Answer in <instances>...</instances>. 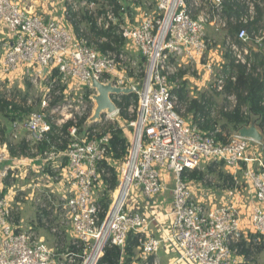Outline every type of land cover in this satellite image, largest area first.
Segmentation results:
<instances>
[{"label": "built area", "instance_id": "1", "mask_svg": "<svg viewBox=\"0 0 264 264\" xmlns=\"http://www.w3.org/2000/svg\"><path fill=\"white\" fill-rule=\"evenodd\" d=\"M36 1L41 2L0 0V25L5 31L0 55L1 100L10 102L4 113L10 119L12 140L16 141L18 131L24 129L28 135L26 143L31 148L36 150V145L43 141L49 144L41 158L43 164H48L50 174L29 188L41 228L60 235V229L51 225L52 219L59 215L61 223L69 229L72 242L70 248L61 251L59 242H48L32 226L11 222V199L8 194L1 195V182L16 165L3 164L8 160L3 147L0 264H99L105 247L122 249L130 232L139 235L131 264H161L159 253L163 248L172 252L167 264H239L240 210L234 202L224 200L219 205L206 206L194 196L192 181L186 182L182 174L201 170L206 162L221 163L233 172L241 171L254 194L244 227L248 225L247 229L256 236L264 235V161L249 151L250 145L259 146L261 141L242 136L240 130L245 127L224 136L217 127L212 132H203L190 120L183 119L176 109L178 99L171 94L178 84L171 79H176L183 63L197 64L204 58L210 44L208 27L214 32H226L230 24L252 22L256 16L255 2L261 0H231L244 8L237 19L223 14L225 0H154L152 6L143 1L130 8L117 1V10L109 5L100 15L92 14L93 2L83 0L80 5L94 17L98 30H110L124 40L120 49L105 51L89 41L85 30L80 29L76 36L66 21L54 16L43 18L32 10ZM263 38L261 29L249 34L242 27L236 33V41L226 36L225 46L235 63L249 67L251 51H257ZM105 40L100 38L99 42ZM250 43L252 46L247 48ZM128 47H134L143 60L142 82L126 84L125 65L131 62L126 54ZM54 70L56 76L51 78ZM17 73L25 76L34 88L43 78L48 79V88L64 86L57 92L63 96L62 105L50 107L52 96L45 94L39 111L24 113L14 109L12 103L16 102L9 84ZM92 81L130 88V94L137 96L136 104L127 107L129 117L133 118L123 121L122 130L131 129L134 134L119 163L108 154L110 132L115 127L97 132L95 126L86 129L77 126L80 119H84L83 124L91 121L96 125L101 123L102 114L104 119L119 114V108L112 102L115 106L112 113L103 111L97 119H92L84 96L74 93V86L79 85L94 90ZM223 85L224 76H219L214 87L220 92ZM71 94L76 97L73 110L68 100ZM93 96L89 97L92 101ZM228 99L234 107V96ZM52 115L61 118L54 120ZM68 122L71 126L63 131ZM218 133L226 138L225 142L217 140ZM51 136L55 137L53 143L49 142ZM60 146L64 149L59 150ZM105 162L115 169L118 184L108 193L111 203L101 217L100 199L106 190L101 179ZM253 163L257 168L251 167ZM166 179L171 180L170 188ZM166 190L170 191L171 203L163 211H157L161 203L150 202L157 201ZM143 205L154 207L142 209ZM155 228L158 230L153 233Z\"/></svg>", "mask_w": 264, "mask_h": 264}, {"label": "rangeland", "instance_id": "2", "mask_svg": "<svg viewBox=\"0 0 264 264\" xmlns=\"http://www.w3.org/2000/svg\"><path fill=\"white\" fill-rule=\"evenodd\" d=\"M44 1V0H43ZM46 1V0H45ZM83 0H59V6L54 5L52 8L47 6V9L51 11L53 9L54 17L61 20V22L66 21L68 25L71 27L73 31V24L76 23L80 29L85 30L87 32V37L89 41L96 46H98L99 41H97L96 36L93 33L89 32V28L87 25V22L85 20V17L88 16L87 11L83 6L80 5V2ZM86 2H93L94 6L91 9L92 14L100 15L106 7L111 5V0H84ZM120 5L123 7L130 8V5H137L140 4L143 1H146L151 4V6L154 4V0H117ZM54 2H57V0H54ZM70 4H74L75 7L71 8ZM55 7V8H54ZM59 7V8H56ZM63 8V10H62ZM64 10H67V15H65L63 12ZM44 15V14H42ZM46 16V15H44ZM43 18H46L44 17ZM133 18V14L131 16ZM207 37L210 40V44L208 45V51L204 55V58L202 60H199L197 64H193L190 62H185L182 65V68L179 69L176 79L172 78L171 82H177L178 86H182L184 83L186 85V89L188 90V97L192 98L193 96H200L202 94L205 95L206 98H211L212 102V111L213 114L211 115L213 118L219 117V112L221 110H231L233 106L230 99L228 97H225L224 95H218V91L215 89L214 84L216 80L221 76V68L224 64L223 54L224 51H227L225 46V38H226V32H214L210 27L207 28L206 31ZM1 41H0V55L3 54V43L2 38H5V31H2L0 35ZM251 43L247 46L251 47ZM129 50L126 51V54L131 62L126 63V70H125V77L127 78L126 84L132 83V82H142L144 77V64L140 60V57L138 56V53L135 52L136 50L134 47H128ZM264 50V46H263ZM208 66V68H207ZM182 73V74H181ZM181 74V75H180ZM216 76V77H215ZM21 86L24 85L25 80H21ZM0 84L1 79H0ZM49 81L46 78H43L41 80L40 84L37 86V88H34L33 86H23L22 88L19 87V84H14V87L11 89V97L13 98V102L19 103L23 105L26 101V99L32 100V107L22 109L24 113H27V110H33L34 112L40 110V100L43 95L49 94L52 96V101L50 103V107L59 105L61 106L63 103V96L59 95L57 92L58 90L61 91L64 89V86H57L56 88H48ZM82 85L74 86V93L75 94H82L84 96V104L87 106L90 116L93 114L94 111V102L89 99L93 94L96 95L95 90H90L86 87H83ZM5 88H3L4 90ZM212 89H215L217 93L212 92ZM53 91V92H52ZM55 91V93H54ZM1 92V87H0ZM221 92V91H220ZM121 94L119 95H111L110 99L112 102L115 100L117 102L121 101ZM69 104L72 106V110L76 106V102L73 100H76V97L71 94V96L68 98ZM185 101H181L177 104V111L181 115L183 119L186 121H189L190 117L187 115L186 112V105L184 103ZM25 107V106H24ZM128 113V112H127ZM130 114V113H128ZM48 115V112H47ZM105 115H101V123H97L94 125L90 122H85L80 126L82 129H86L90 126H95L96 131H103L107 128L112 127H119L121 129H124V122L122 119L116 116H112L111 118L104 119ZM54 120L60 119L58 115H52L51 116ZM6 118V115L4 114V110L1 108L0 110V122L4 121ZM90 118V117H89ZM7 122V121H6ZM5 122V123H6ZM223 124L222 121L219 120L218 122V129H221V125ZM251 125V124H250ZM124 134H128L131 136L130 142L132 141L133 134L132 130L126 129L123 131ZM23 135L26 133L21 132ZM222 133L224 136H229L232 134V130L230 128H227L226 130H222ZM22 142H25L23 140L21 141H14L11 139L10 135H7L4 133V131L0 130V147L1 143H3V146L5 149L9 150L10 147L13 148V151L15 152L14 155H10L11 159H18L19 158H27L31 159L34 158V154L31 152V150H35V148H31L26 142V145H24ZM260 149V148H259ZM249 151L252 155H256L259 153L258 148L254 145L249 146ZM261 151V149H260ZM263 151V150H262ZM34 152V151H33ZM262 155L264 156V151L262 152ZM40 161V160H37ZM36 162V161H34ZM211 162H206L201 166V170L205 172V177L203 181H192L191 184V190L197 198H200L203 200V204L206 206H209L210 204L214 203L216 205H219L224 201H227L228 193H233L235 195H238L239 198H241V207H243V210H245V213L248 211V205L253 201L254 194L252 190L250 189V186L246 183V181L241 178L240 172H238L235 175V180L233 183L231 181H226L225 183L222 180L218 179V173L224 172L228 174V169L224 168L223 166L215 165L213 166V172H206L205 167L207 165H210ZM16 165V164H15ZM23 165H20L16 168H13V171L11 172L10 176L1 182L2 184V193L1 195H7L10 197V208H11V222L15 225H18V222L22 220V223L26 226H32L33 229L41 233V236L44 237L45 240H48V242H59L60 245L63 247L61 249L64 250V248H70V244L72 242L71 235L69 232V229L67 225H63L62 217L57 215L54 217L51 221L52 226H57L61 234L60 235H53L47 228H40L43 226L41 222L39 221V214L36 212L35 205L33 203V192H31L29 186L30 185H36L38 183H41V180L45 178L46 175L50 174V169L48 167L47 163H44L43 170H39L37 173L33 174L31 170H28L27 172L24 171ZM198 190H202L199 191ZM99 194V190H98ZM103 195V194H102ZM105 195V194H104ZM102 196V198L104 197ZM200 195V196H199ZM210 195H212L210 197ZM202 197V198H201ZM105 198V197H104ZM162 197L158 198L157 201L150 202L151 204L154 203L157 205L159 201H161V207L156 208L157 211H163L164 210V204H169L170 197H165L164 199H161ZM130 201V198L127 199L126 203L128 204ZM149 203V204H150ZM154 206L151 205L147 209H152ZM240 210V209H239ZM246 214H243V217ZM69 234H68V233ZM251 233V232H250ZM250 240L248 242H245L246 246L242 247L244 250H247V264H264L263 261H258V259L262 258V251L264 250V240L261 236H256L253 233L249 234ZM258 238V240H256ZM240 242H243V239L240 240ZM244 244V243H243ZM238 252H240V249H237ZM163 256V254L161 253ZM160 256L161 264H166Z\"/></svg>", "mask_w": 264, "mask_h": 264}, {"label": "trees", "instance_id": "3", "mask_svg": "<svg viewBox=\"0 0 264 264\" xmlns=\"http://www.w3.org/2000/svg\"><path fill=\"white\" fill-rule=\"evenodd\" d=\"M110 3L111 5H114L115 10L119 8L117 0H111ZM243 12L244 8L240 6L239 3L231 0L224 1L223 14L227 18L233 16L237 19ZM255 12V19L246 25L238 23L230 24L226 30V35L229 36L233 41H236V33L242 27H244L249 34L258 32V30L260 29L264 32V0L255 2ZM85 20L87 22L89 32L93 33L96 36L97 41H99L100 38L106 39L105 41L99 42L98 44V47L101 51L116 49L118 50L122 47V45L124 44V40L118 35L112 34L110 30H98L94 22V17L92 15L86 16ZM73 33L76 36H79V27L76 23L73 24ZM251 42L253 43V41ZM263 46L264 38L261 42V46L257 48V51H251L252 61L249 67L244 64L235 63V59L232 57L228 49L226 48L227 51H224V64L221 68V76H224V85L221 92L217 93L215 90L216 88L212 89V92L217 93L218 95H224L225 97L234 96L235 105L231 110H221L219 112L218 118H213L211 116L212 102L210 100V97L206 98L204 94L194 98L188 97V90L185 88L186 85L184 83L181 87L178 86L171 89V94L177 97L178 103L181 101H185L184 103L186 105L187 115L191 117L190 121L196 124L201 131L208 133L214 131L216 127L218 128V122L220 120L223 122L220 129L221 132L222 130H226L227 128H230V130L234 132L242 127H247L251 124L255 126L264 137ZM140 60L143 63V60L141 58ZM55 76L56 70L53 71L51 78ZM27 86L29 87V85ZM1 98L2 94L0 92V110L1 108L4 110L6 105H8V103L10 102L2 101L3 99L1 100ZM136 101V94L122 95L121 101L119 102L114 100V104L117 108H119L118 117L123 121L133 118V116H131V118L129 117L127 113V107L131 104H136ZM12 106L14 107V109H18L21 111H23L22 109H24L20 104L12 103ZM27 111L30 112L33 110L29 109ZM83 121L84 119H80L77 126L80 127L83 124ZM69 126H71V122L65 124L62 130L65 131ZM54 128L55 127L53 126V129ZM90 130L91 128L89 129V131ZM216 137L220 142H225L226 140V138L223 137L221 133H218ZM130 139L131 136L129 135V133L124 134L122 129H119L118 127L112 129L110 132L108 150L109 158L115 163H119V161L122 160L126 154V149L130 145ZM54 141L55 137L51 136L49 142L53 143ZM22 143L26 145L25 142ZM48 145L49 144L47 143V141L40 142L36 145V150L38 151V153L42 154L48 149ZM58 149L63 150L64 147L60 146ZM8 152L10 155L15 154L12 147L9 148ZM262 159L264 161V156L262 157ZM65 161L66 160L63 159L64 164L66 163ZM215 165L223 166L221 163H211L210 165H207L205 167L206 172H213V166ZM103 167L105 169V173L102 175L101 179L106 185V190L104 191L105 198L103 197L100 199V205L102 209L101 217L104 216L109 204L111 203V198L108 193L113 191L118 184V180L115 175V169L107 165L106 162L103 163ZM182 176L186 182L203 181L205 172L200 170L185 171ZM217 176L218 179L222 180L224 183L227 180L233 183V181L235 180L232 175L226 174L224 172H219ZM138 238L139 235L130 232L127 235L125 245L122 249L116 246L105 247L103 256L100 259L99 264H131L138 247ZM243 246V242L237 244V249H240V252H238V254L245 253L244 249L242 248Z\"/></svg>", "mask_w": 264, "mask_h": 264}, {"label": "crops", "instance_id": "4", "mask_svg": "<svg viewBox=\"0 0 264 264\" xmlns=\"http://www.w3.org/2000/svg\"><path fill=\"white\" fill-rule=\"evenodd\" d=\"M41 2H38V1H36L35 2V4L33 5V7H32V9L33 10H35L39 15H41V16H44V15H46V16H44V17H46V18H48V17H51V16H54V14H53V9H51V11L50 10H48L47 9V6H49L50 8H52L54 5H56V6H59V0H57V2H54V0H40ZM55 8V7H54ZM56 8H59V7H56ZM42 14H44V15H42ZM2 28L3 27H1V25H0V35H1V32H2ZM4 40V38H2V41ZM0 41H1V38H0ZM22 79H24L25 80V82H24V85L23 86H27V85H29V87H31L32 85H31V83L28 81V79L25 77V76H20V74L19 73H17V75L15 76V78H14V80L13 81H11V84H9V86L11 87V89H12V87H14V84L16 83V84H19V87L20 88H22L23 86H21V80ZM5 90V89H4ZM1 93H3L2 92V90H1ZM194 97H197V96H193L192 98H194ZM17 104H19V103H17ZM21 105V104H20ZM25 106V107H24ZM22 107L24 108V109H26V108H31L32 107V100L31 99H26V101H25V103L22 105ZM212 115V114H211ZM190 117V116H189ZM190 119V118H189ZM7 121V122H6ZM6 122V123H5ZM1 123H2V130L1 131H4V133L5 134H7V135H10V119H8L7 117L5 118V120L4 121H1ZM250 126V125H249ZM255 127V126H254ZM256 128V127H255ZM256 130H257V132L262 136V134H261V132L256 128ZM21 132H25L26 133V135L24 134H22ZM28 139V135H27V132L24 130V129H20L19 131H18V138H17V140L16 141H21V140H23V141H25L26 142V140ZM263 140H264V137L262 136V140H261V142H260V145L259 146H257L256 144H255V146L258 148V151H259V153L257 154V156L258 155H260V158H262L263 157V155H262V152L264 151V144H263ZM3 143H1V147H0V151L3 149ZM261 149V151H260V149ZM263 150V151H262ZM7 151V150H6ZM34 151V152H33ZM31 152L35 155L34 156V158L32 157L31 159H27V158H19V160L18 159H11V157H10V154H9V152H8V160H6L3 164H13V163H15L16 165H17V167L18 166H20V165H23V166H25L24 167V171H26V170H31L32 172H33V174H35V173H37L39 170H42V168H43V161H42V158H41V154L40 153H38V151L37 150H31ZM251 154V153H250ZM252 155V154H251ZM254 156V155H253ZM256 156V155H255ZM37 160H40V161H37ZM34 161H36V162H34ZM3 164H1L0 163V166L1 165H3ZM251 167L252 168H257V165L255 164V163H253V164H251ZM238 172H240V174H242L241 173V171H238V170H234V172H233V170H228V174H230V175H232L233 177H234V175H236ZM241 178H242V175H241ZM234 179H235V177H234ZM166 180H168V184H169V187L168 188H170V182H171V180L170 179H166ZM42 181V180H41ZM199 191H202V190H198V192ZM253 192V191H252ZM170 197V191L169 190H166L163 194H162V198L161 199H164L165 197ZM200 196V195H199ZM202 198V197H201ZM240 201H241V198H239L238 197V195H235V194H231V193H228V197H227V202L229 203V202H234L235 203V205L238 207V209H240V214H241V229H242V232H241V239H243V243H244V248L245 247H247L246 246V244H245V242H248L250 239V236L251 235H249V234H251L250 233V231L247 229L248 228V225H246L247 227H244V225H245V223H246V221H247V218H248V213L246 214L245 213V210H243V207H241V203H240ZM159 203H161V201L159 202ZM170 203H171V197H170V199H169V204L167 205V204H164L163 206L166 208V207H168L169 205H170ZM253 203V202H252ZM162 204V203H161ZM161 204H159V206L158 207H161L162 205ZM142 209H147L146 207H145V205H143V206H140ZM164 208V209H165ZM243 214H246V216H244L243 217ZM21 221V223H22V220H20ZM19 221V222H20ZM41 228V227H40ZM157 230H158V228L156 229H154V230H152V232L153 233H156L157 232ZM262 239L264 240V236L262 237ZM48 241V240H47ZM245 251V253H241V254H239L238 255V261H239V264H247L248 263V261H247V250H244ZM161 253L163 254V256L161 255ZM160 255H161V258H162V260L164 261V262H166V264H167V262H168V259L171 257V254H172V252L170 251V249H168V248H163V250H161L160 251V253H159ZM160 257V256H159ZM260 257H262V258H260V259H258V261H263L264 262V250L262 251V256H260Z\"/></svg>", "mask_w": 264, "mask_h": 264}, {"label": "water", "instance_id": "5", "mask_svg": "<svg viewBox=\"0 0 264 264\" xmlns=\"http://www.w3.org/2000/svg\"><path fill=\"white\" fill-rule=\"evenodd\" d=\"M92 88L96 91V96H93L94 100L96 101V108L93 111L92 119H97L103 111L112 113L115 110V106L110 99L111 95H127L132 92L130 88L120 89L108 84L103 85L102 83L97 81H92ZM113 90H121V92L117 94H111L109 96V93ZM135 90H139V86H135ZM240 134L257 142L262 140V136L257 132L256 128L253 125L242 128L240 130Z\"/></svg>", "mask_w": 264, "mask_h": 264}, {"label": "bare ground", "instance_id": "6", "mask_svg": "<svg viewBox=\"0 0 264 264\" xmlns=\"http://www.w3.org/2000/svg\"><path fill=\"white\" fill-rule=\"evenodd\" d=\"M34 8V7H33ZM33 10V9H32ZM216 77V76H215ZM118 88V87H117ZM121 89V88H120ZM119 92H121V90H113L112 92H110L109 93V96L111 95V94H117V93H119ZM94 96H96V95H94ZM93 98V97H92ZM93 102H94V110H95V108H96V101L94 100V98H93Z\"/></svg>", "mask_w": 264, "mask_h": 264}, {"label": "clouds", "instance_id": "7", "mask_svg": "<svg viewBox=\"0 0 264 264\" xmlns=\"http://www.w3.org/2000/svg\"><path fill=\"white\" fill-rule=\"evenodd\" d=\"M122 95V94H121ZM128 95V94H127Z\"/></svg>", "mask_w": 264, "mask_h": 264}]
</instances>
